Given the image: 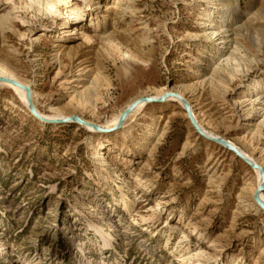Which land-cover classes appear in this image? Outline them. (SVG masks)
I'll list each match as a JSON object with an SVG mask.
<instances>
[{
  "label": "rangeland",
  "instance_id": "374dc122",
  "mask_svg": "<svg viewBox=\"0 0 264 264\" xmlns=\"http://www.w3.org/2000/svg\"><path fill=\"white\" fill-rule=\"evenodd\" d=\"M0 72L103 128L175 91L264 170V0H0ZM143 103L97 132L0 84V264H264L259 170Z\"/></svg>",
  "mask_w": 264,
  "mask_h": 264
},
{
  "label": "water",
  "instance_id": "95a60500",
  "mask_svg": "<svg viewBox=\"0 0 264 264\" xmlns=\"http://www.w3.org/2000/svg\"><path fill=\"white\" fill-rule=\"evenodd\" d=\"M1 82H6V83H10L12 85H15L19 88H22L25 90L26 92V100H27V108L29 110V112L38 120L45 122V123H66V122H75V123H79L81 125H83L84 127H89V128H93L95 131L97 132H111L114 131L115 129L119 128L122 126L125 118L127 117V115L134 109V107L139 104V102H146V103H151V102H162L165 101L168 98H176L178 99L182 105L184 110L187 113V117L190 120L191 124L193 125V127L195 128V130L204 138L208 139V140H212L218 144H220L221 146L227 148L228 150L232 151L238 158H240L244 163H246L247 165H249L252 169H258L260 171V178H261V183L260 185L257 186L256 190L254 191L253 194V198L254 201L256 202V204L263 210L264 212V203L260 197V192L264 189V170L262 169L261 166H259L256 163H252L250 160H248L232 143H230L228 140L222 138V137H209L206 133H204V131H202L198 125V123L196 122L192 111H191V105L190 103L182 96H180L177 92L175 91H171L169 90L168 92H165L162 96L160 97H154V96H142L139 99H137L136 101H134L129 107H127L126 109H124V111L120 114L118 123L116 126L110 127V128H103L100 125L93 123V122H88L86 120H84L83 118L77 116V115H71V116H67L61 119H50V118H46L42 115H40V113L36 110L34 103H33V99H32V91L30 89V87L23 85L22 83L16 81V80H12L10 78L1 76L0 77V83Z\"/></svg>",
  "mask_w": 264,
  "mask_h": 264
},
{
  "label": "bare ground",
  "instance_id": "6f19581e",
  "mask_svg": "<svg viewBox=\"0 0 264 264\" xmlns=\"http://www.w3.org/2000/svg\"><path fill=\"white\" fill-rule=\"evenodd\" d=\"M218 32H220L219 30L218 31H216V30H213V31H211V32H209V33H204V34H202L201 36H196V39H198V37H204V38H213V39H215V38H217L219 35H221V33H218ZM218 39H224L223 37H218L216 40H218ZM226 61H228V60H226ZM249 71V70H248ZM248 71H246L245 72V70L244 71H242L243 73H246V75H247V72ZM0 75H2V76H5V77H7V78H10V79H12V80H16V81H18V82H20L14 75H12V74H10V73H8V72H0ZM1 83H6V82H1ZM0 83V84H1ZM21 83V82H20ZM9 86H12L14 89H16L19 93H20V95H21V98H22V100H23V102H24V104H26L27 105V100H26V92H25V90L24 89H22V88H19V87H17V86H15V85H12V84H10V83H7ZM23 85H25V84H23ZM25 86H27V85H25ZM28 87H30V86H28ZM30 89H31V87H30ZM31 91H32V89H31ZM252 91V89H250L249 91H247L245 94H248L249 92H251ZM163 93H158L155 97H159V96H161ZM180 95V94H179ZM181 96V95H180ZM183 97V96H182ZM249 97H251V96H249ZM33 99V98H32ZM139 99V98H138ZM248 99H250V98H248ZM254 100V99H253ZM136 101V100H135ZM249 101V100H248ZM255 101V100H254ZM254 101H252L251 103H252V105H254L253 104V102ZM34 103V102H33ZM133 103V102H132ZM132 103H130V104H127L126 106H125V108L124 109H126L127 107H129ZM141 104V106L144 104L143 102H139V104H137L135 107H134V109L138 106V105H140ZM241 104V103H240ZM35 106V105H34ZM36 108V107H35ZM124 109L123 110H121L116 116H114L113 118H112V121H111V125H114V124H117L118 123V120H119V117H120V114L124 111ZM133 109V110H134ZM253 109H254V107H253ZM37 110V109H36ZM132 110V111H133ZM131 111V112H132ZM192 111V110H191ZM39 112V111H38ZM40 113V115H42V116H44V117H46V118H50V119H61V115H50V116H48V115H44V114H42L41 112H39ZM192 114H193V112H192ZM254 114H256V113H254ZM194 116V118H195V115H193ZM249 124H250V122H252V121H254V119H253V117L252 116H249ZM195 120H196V118H195ZM196 122H197V120H196ZM198 123V122H197ZM200 124V123H199ZM198 124V125H199ZM201 125V124H200ZM199 125V127L209 136V137H217L214 133H212V132H208V131H206L205 129H203L201 126ZM89 128V127H88ZM233 144V143H232ZM234 145V144H233ZM235 146V145H234ZM236 147V146H235ZM237 148V147H236ZM238 149V148H237ZM248 160H250L252 163H256V160L252 157V156H250V155H248L247 153H245L244 151H242V150H240V149H238ZM259 172L260 171H256V174H257V178L259 179L260 178V174H259ZM260 183H261V178L259 179V182H258V185H260ZM256 188H257V186H256ZM262 201H263V203H264V197L262 196Z\"/></svg>",
  "mask_w": 264,
  "mask_h": 264
}]
</instances>
